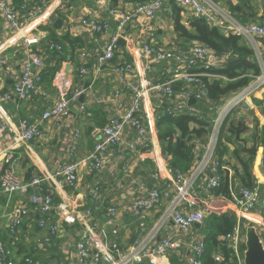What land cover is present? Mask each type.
<instances>
[{"label":"built area","instance_id":"obj_1","mask_svg":"<svg viewBox=\"0 0 264 264\" xmlns=\"http://www.w3.org/2000/svg\"><path fill=\"white\" fill-rule=\"evenodd\" d=\"M103 1L105 12L118 21L112 32H109L111 21L100 12L89 11L77 18L81 32L89 36L99 34L105 39L103 50L97 55L94 63L92 81L115 58L120 48V38L124 40L128 38L127 25L134 18L150 20L165 6V0H143L131 7L114 5L111 0ZM219 1L173 0L182 9L181 19L185 26H190L194 18L203 17L208 22L218 25L226 35L236 34L244 37L255 50L260 73L254 76L249 86L233 93V99H223L218 105L221 110L219 114L223 116L232 106L237 105L242 96L260 98L264 106V47L262 46L264 22H242L219 7ZM13 3L12 0H0V18L7 27L0 29V47L6 43L11 34L20 32L15 47L19 50L27 48V51L33 41L28 35L29 32L33 27H37L39 22L47 21L55 6L52 1L45 0L42 5H37L31 10L29 20L22 24L20 14ZM141 50L144 53L143 57L149 61L148 64L137 65L139 60L136 56L134 59L123 58L112 67V70L119 74L120 81L124 80L122 74L125 72L132 73L137 78L133 86L130 107L126 112L109 118L92 152L81 160L68 161L55 172H49L44 176L35 175L29 180L21 178L15 171L18 162L17 148L40 138L43 134L44 122L63 123L71 114V105L84 95L86 89L82 80L89 73L85 66L88 57L86 51L81 53L83 62L76 74L78 84L65 66H55L51 83L57 99L52 106L42 112L40 120L23 119L17 125L9 118L0 119L3 136L10 138L8 146L0 148V161L5 166L0 176V188L9 198L18 193L26 196V202L19 200L9 214L7 232L15 241L19 240L20 228L27 219H34L40 230H46L49 235L58 233L59 221L75 225L78 228L77 236L65 242L73 249L71 254L75 260L73 264H140L145 259H150L156 264L155 258L169 254H177L180 264H202L201 253L205 248V234H194L190 239L188 235L195 224H205L212 207L209 204L199 206L198 197L203 191L209 192L219 188L226 174L229 178L228 199L232 204L228 211L235 215L236 222L232 230L221 239L227 243L238 264H245L246 231L249 227L256 229L264 246V215L259 208L261 189L257 185L253 188L242 185L234 171L221 165L217 154L219 138L217 131L222 118L219 117L216 122L214 121V130L208 137L207 145L201 149V154L187 172L173 169L169 156L154 146L155 140L159 138L157 122L163 116L158 111V107L165 104L164 111L170 116L191 114L203 117L205 114L198 106L210 99L207 97V84L201 80V77L227 80L226 75L214 71L223 67L226 58L217 57L213 49L204 45L193 46L187 50L168 48L158 44L155 37L142 44ZM52 52H57L58 55L53 56ZM62 52V44L49 41L47 51L33 53L26 60L20 59L18 68L22 70L14 84L17 97L24 99L36 92L43 83L46 63L54 61L53 63L57 65L58 61L55 58ZM157 61L165 62L169 66L171 73L169 78L155 80L148 75L150 63ZM13 68L6 55L0 51V74H9ZM175 85L180 87L178 92L174 90ZM173 95L176 96L173 98ZM8 97L9 94L5 92L0 95V101ZM190 97H194L197 104H190ZM85 108L86 106L82 104L81 109ZM210 122L212 123L211 120ZM262 123L264 126V115ZM131 130H134V135L131 139H127ZM79 137L80 131L76 130L72 135V147L69 150L71 156ZM122 144L131 151L139 152L142 162L153 164L151 175L154 180L165 181L163 186L152 188L145 195L137 193L132 196L129 210L138 223L136 239L132 243L123 242L119 238L120 216L116 205L112 204L107 208L104 226L101 225L100 218L94 215L98 204L95 200L101 193L98 186H95L91 192L93 202L83 203L85 205L83 211L79 210L77 199L74 198V191L80 181V165L84 164L89 174L101 172L113 148H118ZM261 169L264 173V160L261 162ZM125 172L129 174L130 167L126 168ZM60 177L65 178L68 193L59 199L56 192L49 189L46 184L55 186ZM163 202L167 203L166 207L153 226L148 229L150 213ZM170 224L175 226L174 232L164 234V228ZM221 257V253L216 255L218 260H221ZM37 263L41 264L38 258L26 254L21 264ZM0 264H16L2 239H0Z\"/></svg>","mask_w":264,"mask_h":264},{"label":"crops","instance_id":"obj_2","mask_svg":"<svg viewBox=\"0 0 264 264\" xmlns=\"http://www.w3.org/2000/svg\"><path fill=\"white\" fill-rule=\"evenodd\" d=\"M12 1L20 14L22 24H25L29 20L31 10L37 5H42L45 0ZM50 1L53 2L55 9L47 21L39 22L38 26L33 27L29 32L28 35L33 40L28 47L29 50L26 51L27 48L19 50L15 47V42L18 40L20 32L11 34L6 43L0 47L1 53L5 54L9 59V63L14 66L9 74H0V95L5 92L9 94L6 100L0 101V119L9 118L17 125L23 119L40 120L42 112L52 106L57 99L51 83L52 76L47 75L49 70L55 66L63 65L66 68L69 67L70 73L75 78V83L78 84L79 80L76 74L83 62L81 58L83 51L88 53L85 66L89 73L82 80L86 91L83 96L79 97L71 105L70 116L61 124L44 122L42 124L43 134L40 138L17 148L16 156L18 157V162L15 171L18 176L25 180H29L35 175L44 176L49 172H55L68 161L81 160L92 152L94 144L100 139L101 130L109 118L112 115L126 112L130 107L133 86L137 80L134 74L125 72L122 74L124 80L120 81L119 74H116L112 67L122 61L123 58L134 59L136 56H138L139 60L137 65L148 64L149 61L143 57L144 53L141 50V45L148 42L151 37H154L156 30L161 32L170 23L169 27L172 28V23H174L173 0H165V6L150 20L134 18L126 27L128 29V38L126 40L122 39L125 44H120L115 58L92 81L94 63L97 55L103 50L105 39L104 36L99 34L89 36L81 32L77 18L89 11L100 12L106 19L111 21L109 32L116 28L118 21L105 12L103 0ZM111 1L114 5L124 7H131L136 3L134 0ZM219 2V7L242 22H264V0H220ZM230 5L234 8L239 7L241 11L233 13L231 8H229ZM181 22L183 24L182 19ZM6 28L4 20L0 18V29ZM65 35H69L71 39L78 42L72 43L64 38ZM49 41H55L63 45V52L57 65L53 63L54 61L46 63L43 83L40 88L24 99L17 97L14 92V84L22 70L18 68L19 60H26L33 53L47 51ZM158 44L162 43L158 42ZM262 46L264 47L263 44ZM183 48L187 50L189 47L184 46ZM148 75L155 80H165L170 77L171 73L169 66L165 62L157 61L150 63ZM246 99L242 115L234 123H240L243 126L242 133L238 137L239 140L244 142L245 148L254 144L259 146L257 156L253 159L252 175L257 186L259 188L263 186L260 189L261 193H264V173L261 169V162L264 160V149L262 146L264 106L260 105V101H262L260 98L250 97ZM82 104L86 106L84 110L81 109ZM212 104L208 100L198 106L200 111L208 118V113L211 110H217L219 105L213 106ZM165 106V104H161L158 107V111L163 115L165 114ZM76 130L80 131V137L71 156L69 150L72 147V135ZM3 135L4 133L0 130V148L7 147L10 143V138H5ZM133 135L134 130H131L127 139H131ZM229 135L231 134L229 133ZM232 140L223 138L226 152L220 158L223 166L230 168L236 174H241L243 168L234 152L238 148ZM154 146L166 153L163 141L160 138L155 140ZM194 146L197 147V150L199 149L198 145L194 144ZM197 150H195V154ZM243 155L249 158V155L245 153ZM4 167V163L0 161V176ZM128 167H130L129 174L125 172ZM153 168L152 163L140 160L139 152L131 151L125 144H122L118 148H113L101 172L89 174L86 166L84 164L80 165V181L78 188L74 191V198L77 199L81 195L83 202L90 204L93 202L92 189L98 186L101 189V193L95 200L98 204H96L97 209H95L94 215L100 218V223L104 226L107 208L112 204L116 205L120 216L118 222L119 238L123 242L132 243L136 239L138 231L137 220L129 210L132 196L137 193L145 195L152 188L163 186L165 182L163 179L158 181L152 178ZM29 173H31V176ZM65 183H67L65 178L60 177L57 179L55 186L50 183L46 185L49 189L55 191L60 199L61 196L68 193ZM217 189L200 193L198 205L209 204L212 207V212H229L228 208L232 205L230 200L223 192H217ZM261 198L263 199V205L259 204V208L264 215V197L261 195ZM19 200L26 202V196L18 193L9 198L0 188V239L5 241L9 255L14 258L16 264H21L22 258L26 254H30V250L33 252V256L41 259L43 263L73 264L75 262L71 256L73 249L68 247L65 242L77 236L78 228L75 225H68L59 221L60 228L58 233L56 235L46 234L47 236L45 237L42 235L38 236L39 233L45 230H40L34 219H27L20 228L19 240L15 241L9 236L7 232L8 216ZM166 205L167 203L163 202L157 205L150 213L148 229L153 226ZM202 228L203 225L195 224L188 235V239L193 237L194 234L202 235ZM107 229L109 228L107 227ZM174 230L175 226L170 224L164 228L163 232L164 234H169L173 233ZM32 235H37V237L31 240ZM155 259L157 261L156 264H174V259H177L179 261L178 264H180V258L177 254H169L168 256ZM140 264L154 263L150 259H145Z\"/></svg>","mask_w":264,"mask_h":264},{"label":"trees","instance_id":"obj_3","mask_svg":"<svg viewBox=\"0 0 264 264\" xmlns=\"http://www.w3.org/2000/svg\"><path fill=\"white\" fill-rule=\"evenodd\" d=\"M136 3L143 0H134ZM252 1V0H249ZM173 19L177 31V36L186 41L200 43L213 49L217 57L226 58V62L222 68L214 70L227 76V80L220 78L201 77V80L207 84L208 96L212 105L220 104L224 98L229 95L240 91L251 84L254 76L260 73V68L255 60V50L248 44L246 39L240 35L223 33L218 25L208 22L203 17H197L191 20L190 27H186L181 22V8L173 2ZM231 11H241L239 7H232ZM72 43L78 42L73 40L69 35L64 37ZM183 47L185 46L182 44ZM264 45V43H263ZM48 48V46H47ZM184 49V48H183ZM53 56L58 55L57 52H52ZM60 55L56 57L59 61ZM55 67L49 70L48 76H53ZM50 80V78H49ZM214 112L211 110L210 113ZM210 118L206 115L200 117L199 115L181 114L176 117H171L165 113L162 118L157 122L158 135L163 141L164 150L170 159V165L173 169L187 172L193 166L196 158L201 154H195L197 147L194 146V138H203L205 141L208 138L211 127ZM222 128V127H221ZM243 126L240 123L229 122L227 131L231 134L227 139L232 140L233 135H241ZM225 129L220 130V136L217 143V154L220 157L226 152V147L223 145V132ZM262 146L264 149V134L262 136ZM258 145L254 144L251 147H246L244 150L239 151L235 149V154L240 161L243 172L237 173L241 184L248 187H255L256 181L252 175L253 159L257 156ZM249 155L244 157L243 154ZM221 165L222 160L219 159ZM224 172V171H221ZM31 176V173H29ZM29 176V177H30ZM31 178V177H30ZM261 186L260 188H262ZM264 190V189H263ZM217 192L229 197V178L225 174L221 186ZM264 197V193H261ZM236 222V217L231 212H211L207 215L205 224L203 225V233L205 234V248L201 253L202 264H238L236 257L228 247L227 243L221 237L230 232ZM218 253L222 254L221 260L216 258ZM30 255L33 252L30 250ZM34 257V256H33ZM35 258V257H34ZM179 261L174 259V264Z\"/></svg>","mask_w":264,"mask_h":264},{"label":"rangeland","instance_id":"obj_4","mask_svg":"<svg viewBox=\"0 0 264 264\" xmlns=\"http://www.w3.org/2000/svg\"><path fill=\"white\" fill-rule=\"evenodd\" d=\"M170 24L165 26L161 32H158L157 30L154 32L155 33L154 37L156 38V42L157 41L161 42L162 43L161 45L166 46L168 48H176V49H181V50L183 49L182 44H184L185 46H188L189 48H191L193 46H197V45H202L200 43H194V42L186 41L183 38L177 36V31H176L174 23H172L173 24L172 28L169 27ZM247 42H248V40H247ZM255 60L257 61L256 57H255ZM233 96H234V94L229 95L228 97H226V99L231 100V99H233ZM242 97L240 98L241 100L237 103V105L234 107H231L227 111V113H225L223 116L219 114L221 111L219 106H218L217 110H214V112L208 113V116H209L210 120L212 121V123L208 125L209 127L212 128V131H210L209 135L214 130V125H213L214 121L216 122L218 120V118L220 117V118H222V120H221L222 123L219 126L218 131H217L218 136H220V130H222V128L225 129L223 132L224 138L227 139L230 136L229 132L227 131L228 124H229V122H237L238 118L241 117V115H242V111L244 110L243 105L247 101L245 96H242ZM253 97H255V96H253ZM260 105L263 106V101H260ZM209 135H208V137H209ZM202 139L203 138H194L195 144L199 146V149L196 152L197 155H199L201 152V149H203L205 147V145H207L208 138L205 141H203ZM46 234H47V231L45 230V231H42V233H39L38 236H41V235L46 236ZM35 237H37V235H32L31 240H33ZM38 260L41 262V264H47V262L43 263V261L41 259H38Z\"/></svg>","mask_w":264,"mask_h":264},{"label":"water","instance_id":"obj_5","mask_svg":"<svg viewBox=\"0 0 264 264\" xmlns=\"http://www.w3.org/2000/svg\"><path fill=\"white\" fill-rule=\"evenodd\" d=\"M58 22L60 21L58 20ZM119 44H125L122 38H120ZM67 72L70 73L69 67H67ZM174 90L175 92H178L180 90L179 85H175ZM175 96L176 95H173V98ZM189 103L195 105L197 104V100L194 97H190ZM232 142L237 146L238 149H245L244 142L239 140L237 134H235ZM76 203L77 205H79V210L83 211L85 209V205L83 204V197L81 195L77 197ZM259 204L263 205L262 198L260 199ZM245 264H264V246L254 227H249L246 231Z\"/></svg>","mask_w":264,"mask_h":264}]
</instances>
